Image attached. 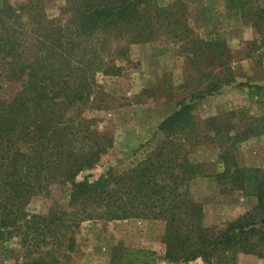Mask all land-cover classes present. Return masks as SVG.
Listing matches in <instances>:
<instances>
[{
	"label": "trees",
	"instance_id": "obj_1",
	"mask_svg": "<svg viewBox=\"0 0 264 264\" xmlns=\"http://www.w3.org/2000/svg\"><path fill=\"white\" fill-rule=\"evenodd\" d=\"M223 1L252 23L257 38L246 43L247 54L264 47V0ZM57 10L47 14L42 0H0V82L18 86L0 97V244L17 245L19 264H72L74 232L82 222L138 218L163 221V259L172 264L196 258L235 264L239 251L262 254L264 167L243 165L238 148L264 132V109L237 127L233 113L199 124L191 101L204 92L197 91L156 123L158 138L141 158L77 179L112 145L111 135L85 115L104 108L95 75L120 74L118 61L128 60L131 44L150 41L164 28L173 34L182 21L178 11L151 0H64ZM214 60L227 64L219 48ZM246 86L264 102V85ZM200 141L217 146L221 171L205 175L189 160L186 147ZM199 175L242 190L255 204L233 220L205 225L190 196ZM34 197L47 199L42 210L28 209ZM154 256L117 247L108 264H155Z\"/></svg>",
	"mask_w": 264,
	"mask_h": 264
},
{
	"label": "rangeland",
	"instance_id": "obj_2",
	"mask_svg": "<svg viewBox=\"0 0 264 264\" xmlns=\"http://www.w3.org/2000/svg\"><path fill=\"white\" fill-rule=\"evenodd\" d=\"M9 1L15 4L26 0ZM151 1L178 11L175 15L181 14L182 23L173 34L164 32L169 29L164 28L150 41L131 44L128 60L118 61L120 74L95 75L104 108L85 115L94 117L99 127L111 135L112 145L94 168L79 174L77 179L86 173L96 176L108 167L121 170L141 158L158 138L156 123L167 117L179 101L187 102L197 91L204 92L191 101L193 117L199 124L207 117L233 113L231 120L237 127L249 121L248 117L263 112V100L252 96L246 86L264 85V47L258 45L247 54L246 43L257 38L248 17L227 9L223 0ZM63 2L42 0L50 15L56 14ZM210 42L218 45H209ZM218 48L227 61L224 67L214 60ZM17 87L16 83L0 82V97L8 96ZM209 87L216 90L207 94ZM186 149L189 160L198 163L205 175L222 170L215 144L200 141ZM238 159L248 167H264V132L250 135L239 144ZM52 194L62 199L57 191ZM190 196L200 205L205 225L233 220L255 204L254 197L242 190L200 175L190 183ZM46 200L34 197L28 209L42 210ZM163 230L159 219L84 221L75 229V246L69 261L108 264L110 252L125 246L153 251L155 264H172L163 259ZM16 246L9 240L0 244V264L20 263ZM262 250V254L237 252L235 264H264ZM182 264L204 263L196 258Z\"/></svg>",
	"mask_w": 264,
	"mask_h": 264
}]
</instances>
